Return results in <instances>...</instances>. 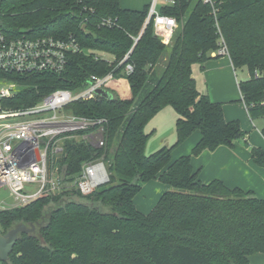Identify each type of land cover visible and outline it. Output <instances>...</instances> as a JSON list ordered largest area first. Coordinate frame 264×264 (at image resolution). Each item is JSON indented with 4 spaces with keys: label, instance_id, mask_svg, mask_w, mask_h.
Here are the masks:
<instances>
[{
    "label": "trees",
    "instance_id": "trees-1",
    "mask_svg": "<svg viewBox=\"0 0 264 264\" xmlns=\"http://www.w3.org/2000/svg\"><path fill=\"white\" fill-rule=\"evenodd\" d=\"M212 1L213 6L174 0L173 6L161 7L159 13L179 25L171 44L164 45L151 22L143 27L148 6L137 11L121 9L119 0H0L4 33L71 35L81 48L69 55L60 75L8 76L21 86L9 101L11 108L34 105L58 89L77 92L90 76L112 73L129 86L128 98L110 91L111 98L95 95L64 107L75 117L101 121L67 137L101 128L104 141L96 148L65 139L58 161L64 181H73L82 165L93 161L103 162L108 180L87 195L64 188L0 211L1 235L19 224L43 222L37 235L20 234L8 261L0 264H249V256L264 254V199L221 180L203 183L191 164V157L232 148L246 136L237 121L224 119L221 103L197 90L193 78L192 66L202 69L218 58L211 54L220 38L233 69L248 71L238 89L249 119L263 121L264 139V0ZM102 19L111 25H100ZM127 64L133 68L128 75L123 73ZM168 106L176 114L175 142L145 155L149 134L144 128ZM196 131L200 139L190 154L173 159V149ZM250 158L264 170V150L251 146ZM152 180L169 189L143 214L133 200Z\"/></svg>",
    "mask_w": 264,
    "mask_h": 264
},
{
    "label": "built area",
    "instance_id": "built-area-1",
    "mask_svg": "<svg viewBox=\"0 0 264 264\" xmlns=\"http://www.w3.org/2000/svg\"><path fill=\"white\" fill-rule=\"evenodd\" d=\"M202 2L211 6L214 4L212 0ZM174 3V0H151L148 5L143 27L151 22L155 36L164 45L171 44L179 25L175 18L163 16L159 10ZM100 25L110 26L111 21L102 19ZM80 51L78 42L71 35L58 39L35 36L23 30L10 36L0 30V188L6 190L11 199L10 203L0 201V211L22 207L44 193L56 194L64 188H74L87 195L103 184L105 172L100 164L103 162L84 163L73 181L65 182L62 177L64 171L59 168L58 161L64 157V140L67 138L88 142L96 148L104 146L101 128L89 134L67 137L69 133L90 129L101 121L75 117L64 107L75 101L94 98L99 89L110 92L111 85L118 80L112 73L104 77L90 76L87 85L77 92L55 90L31 106L11 108L9 104L21 86L8 76L35 73L60 75L67 66L69 55ZM211 55L227 56L222 38L219 49ZM99 57L110 61L106 55ZM128 57L129 52L122 62ZM132 70V66L127 64L123 73L128 75Z\"/></svg>",
    "mask_w": 264,
    "mask_h": 264
},
{
    "label": "crops",
    "instance_id": "crops-1",
    "mask_svg": "<svg viewBox=\"0 0 264 264\" xmlns=\"http://www.w3.org/2000/svg\"><path fill=\"white\" fill-rule=\"evenodd\" d=\"M150 1L151 0H119V6L121 9L141 11L149 5ZM223 67H225L227 76H228L227 72H229V78L231 77V80H232V76H231L230 68H232L234 74L233 75L234 81L238 88L239 82L235 75V70L233 69L230 60L228 59L227 56L224 57L218 56V58L205 62L201 69V73L204 74L205 78L208 80V83L215 84L216 83L215 74L217 70H219V68H223ZM198 68L200 69L199 65ZM192 72H193V66H192ZM196 87H197V83H196ZM123 89H124V83L121 80V78L115 80V82L110 87V90L113 92L114 91L121 92ZM206 90L209 95L208 97L212 102H217L222 104L223 116L226 121L235 120L240 123H243L245 121L243 110H245L246 112V109L241 100L242 97L240 95V92H238L239 98L238 97L230 98L224 92H219V91L217 92V90H215V88H211L209 84H207ZM128 97H129V86H128V94L120 98H128ZM233 102H236V104L234 105ZM163 110H169L168 115L172 118L173 125L175 127L176 114L174 110L169 106L165 107ZM152 120L153 118L151 119V121ZM248 120L251 123V125L249 124L248 127L244 128L243 131L246 132V136L243 140L244 142L246 141L247 143L252 145L253 144L252 137L257 133L261 136L260 133L261 128H256L255 126H253L252 121L250 119ZM151 121L149 122V124L151 123ZM196 132L193 133L192 137L190 136L191 138L189 137L188 139H186L184 144L181 145L183 147L177 149L176 153L172 155L173 159H176L180 156L188 155V153L191 151V149L200 139L199 132L198 131ZM261 138L263 137L261 136ZM237 155L238 154H236L234 150H229L227 147L221 146L217 148L216 151L211 152L210 154L207 152L202 153L200 157L194 158L191 164L193 169L195 171H198V179L203 183H208L215 179L221 180L227 187L230 188L237 187L244 191H251L257 198L264 199V170L256 166L251 161V158L249 159L247 155L244 154L245 158H241L239 155L238 156ZM150 188L151 189L147 191L149 195L148 201L142 204L141 206L134 205L135 208L143 214H147L148 212H150V210L154 207V204H156V202L154 203L150 201V197L154 195V197H156L157 199V197L160 195L159 191L162 189V187H159L158 185L152 186ZM134 202H135V198L133 200V203ZM248 261L249 264H264V254L261 253L253 254L248 257Z\"/></svg>",
    "mask_w": 264,
    "mask_h": 264
},
{
    "label": "rangeland",
    "instance_id": "rangeland-1",
    "mask_svg": "<svg viewBox=\"0 0 264 264\" xmlns=\"http://www.w3.org/2000/svg\"><path fill=\"white\" fill-rule=\"evenodd\" d=\"M220 58H222V57H220ZM163 67H164V61L160 62V64L155 68L156 77H159V75L161 74V72L163 70ZM230 72H231L232 80H231V77L229 78V72H227L228 76L226 75L225 67L219 68V70H217V72L215 74L216 83L212 84V83H208V80L205 78L204 74L201 73V68L199 69L198 65L193 66V78L196 80L197 88H198V91L200 93H205L208 95L206 87H207V84H209V86H211V88H215V90H217V92L218 91L224 92L230 98H235V97L239 98V93H238L239 91H238L237 85L235 84V81H234V76H233L234 74H233L232 68H230ZM235 75L237 77L238 82H242L248 78L249 74H248L247 69L245 67H243V68L235 69ZM204 79H205V81H204ZM121 80L124 83V89L121 92L111 91L115 95H117L118 97H124L125 95L128 94L127 81L123 78ZM206 82H207V84H206ZM220 90H222V91H220ZM233 104L235 105L236 102H233ZM168 109H170V108H168ZM168 111L169 110H163L162 109L159 113H157V115H155L153 117L152 121L150 120L151 123L150 124L148 123L145 126V128H144L145 133H147V134L149 133V137H148V140H147L146 145H145V155L152 154L153 152L157 151L158 149H160L162 147H170L175 142V138H176L175 129H174L175 127L173 125L172 118L168 115ZM243 114L245 117V121L243 123L238 122L239 126L242 130H244V128L248 127L249 124L251 125V123L248 120L249 118L247 117L245 110H243ZM252 123H253V126H255L256 128H262L261 126H263V121H261V120H254V121H252ZM196 135H197V132H196ZM192 136H193V133L191 134V137ZM184 142L181 145H183ZM252 143L253 144L250 145L249 143L244 142L243 139H240L233 144L232 148H228V147L227 148L229 150H234V152L236 154H238L241 158H245L244 157V154H245L250 159V147L251 146L258 147V148L264 150V140H263V138H261V136L258 133L252 137ZM181 145L176 147L175 149H173L172 155H174L176 153L177 149H180L181 147H183ZM188 152H189V150H188ZM190 152L188 154H190ZM204 152H207L209 154L211 153L207 150L203 151L198 156L191 157V162L194 158L200 157V155H202V153H204ZM155 185L162 187V189L160 188L161 190L159 191L160 192L159 196H161L163 194V192H165L167 190V186L160 183L158 180L149 181L145 185L142 186L141 191L136 195L134 205L135 206H141L142 204L146 203L149 199V195H148L147 191L151 189L150 187L155 186ZM29 188H31V187H29ZM159 196L156 199V197H154V195H152L150 197V201L157 203V201L160 198ZM1 200L4 201L5 203L11 202V199H10L7 191L4 190L3 188H0V201ZM154 206H155V204H154ZM48 211H49V209H48ZM42 223L43 222H40L38 224H33L35 229L33 232H31V234L37 235V228L40 227ZM27 228L29 229L30 226Z\"/></svg>",
    "mask_w": 264,
    "mask_h": 264
},
{
    "label": "water",
    "instance_id": "water-1",
    "mask_svg": "<svg viewBox=\"0 0 264 264\" xmlns=\"http://www.w3.org/2000/svg\"><path fill=\"white\" fill-rule=\"evenodd\" d=\"M96 94L104 98H111V95H112L109 91H106L104 89L97 90ZM100 164L105 172L104 180L102 183H105L108 180L107 173H106L103 163H100ZM63 176H64V172L62 173V177ZM34 229L35 227L33 224L30 225L29 229L25 225L19 224L15 226L14 228L10 229L4 235L0 234V261L1 262L8 261L9 254L11 253L14 247V244L18 240V237L20 234H29L33 232Z\"/></svg>",
    "mask_w": 264,
    "mask_h": 264
},
{
    "label": "bare ground",
    "instance_id": "bare-ground-1",
    "mask_svg": "<svg viewBox=\"0 0 264 264\" xmlns=\"http://www.w3.org/2000/svg\"><path fill=\"white\" fill-rule=\"evenodd\" d=\"M98 178H99V176H98Z\"/></svg>",
    "mask_w": 264,
    "mask_h": 264
}]
</instances>
